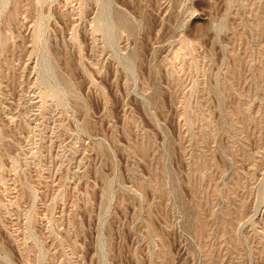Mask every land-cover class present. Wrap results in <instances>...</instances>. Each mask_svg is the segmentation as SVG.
Segmentation results:
<instances>
[{"label":"rangeland","instance_id":"rangeland-1","mask_svg":"<svg viewBox=\"0 0 264 264\" xmlns=\"http://www.w3.org/2000/svg\"><path fill=\"white\" fill-rule=\"evenodd\" d=\"M0 264H264V0H0Z\"/></svg>","mask_w":264,"mask_h":264}]
</instances>
